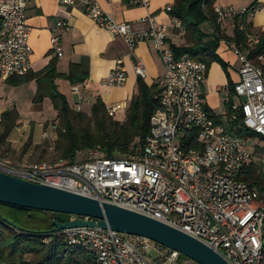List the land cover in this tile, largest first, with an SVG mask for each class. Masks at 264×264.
Returning a JSON list of instances; mask_svg holds the SVG:
<instances>
[{
	"label": "built area",
	"instance_id": "obj_1",
	"mask_svg": "<svg viewBox=\"0 0 264 264\" xmlns=\"http://www.w3.org/2000/svg\"><path fill=\"white\" fill-rule=\"evenodd\" d=\"M30 1L0 0V76L4 79L31 72V29L26 15ZM58 1L64 6L82 7L98 27L131 49L141 42L153 43L165 67L156 97L159 107L151 118L148 137L136 143L129 157L108 158L98 146L77 152L75 163L14 164L0 158V171L161 221L206 244L229 264H264V201L257 187L241 180L246 169L257 163L244 141L204 108L202 86L207 66L187 55L176 58L168 28L159 26L155 16L142 21L148 25L146 29L137 30L131 23L117 22L93 0ZM128 2L148 8L151 0ZM166 11L170 13L172 7ZM215 13L224 30L226 20L252 18L255 10L215 8ZM173 27L183 34L180 21L174 19ZM57 28L68 26L58 22ZM240 30L246 31L245 26ZM246 38L249 48L261 42L260 35L247 33ZM51 42L61 57L60 39L54 36ZM229 46L240 62L236 97L246 98L233 110L241 113L246 129L264 138V52L255 62L249 49L241 50L235 43ZM135 72L142 79L146 76L141 62ZM126 80L125 70L116 67L104 86L121 87ZM120 110L122 106L117 105L108 114L115 118ZM220 118L229 121L226 111ZM261 164L264 169V158ZM54 235L63 236L71 252L92 255L96 264H196L148 239L111 230L76 228Z\"/></svg>",
	"mask_w": 264,
	"mask_h": 264
},
{
	"label": "crops",
	"instance_id": "obj_2",
	"mask_svg": "<svg viewBox=\"0 0 264 264\" xmlns=\"http://www.w3.org/2000/svg\"><path fill=\"white\" fill-rule=\"evenodd\" d=\"M93 1L117 22L131 23L137 30L146 29L148 25L142 21L155 16L159 26L168 28L171 45L183 43V35L173 27L174 19L166 11L168 7L174 6L175 0H151L148 8L131 6L128 0ZM230 7L238 11L254 9L253 17L244 19L246 25L251 26L249 33H264V0H217L216 8ZM26 15L31 29V72L40 73L53 61L56 62L58 73L61 75H68L71 66L79 68L81 83H71L61 78L56 81L58 91L67 97L72 109L77 110L80 107L81 112L90 114L96 99L101 98L107 110L117 105L122 106V110L114 119L124 122L130 102L137 92L140 77L135 68L139 62L146 70L143 79L145 84L149 87L158 86V90H161L160 81L165 75V67L152 42H141L131 49L122 39L98 27L86 16L82 7L64 6L58 0H31ZM58 22H64L68 29H58ZM224 24L225 29L222 31L232 37L235 19H228ZM204 32L212 34V26ZM54 36L60 39L61 57L53 50L51 40ZM217 54L227 65V70L219 63H213L208 68L202 86V97L204 108L212 117L221 120V114L227 112L229 88L234 87L240 79V62L229 43L222 42ZM116 67L125 70L126 83L121 87H105L106 78ZM6 80L0 76V119L3 113L15 109L20 121L19 126L7 138L6 145H2L0 150L6 156L9 153L18 154L28 140H31L32 144L26 155L44 144L47 145L46 148L49 145L54 146L57 140L58 112L54 110L51 100L45 99L39 106L34 104L37 92L35 81L22 87H11L6 84ZM236 98L235 96L233 99L234 105H238ZM23 111L27 115L26 118ZM9 149L11 152L7 153Z\"/></svg>",
	"mask_w": 264,
	"mask_h": 264
},
{
	"label": "trees",
	"instance_id": "obj_3",
	"mask_svg": "<svg viewBox=\"0 0 264 264\" xmlns=\"http://www.w3.org/2000/svg\"><path fill=\"white\" fill-rule=\"evenodd\" d=\"M217 0H175L170 16L181 22L183 26V43L171 45L176 58L185 55L196 62L204 63L209 68L213 63H219L224 70L227 65L217 52L222 42L235 43L241 50H250V58L257 62V57L264 52V33L261 42L254 48L247 45L246 34L251 26L246 25L244 18H235V28L232 37L227 36L220 28L219 19L215 13ZM212 25L213 33L204 32V27ZM244 25L246 31H241ZM78 69L70 67L68 75L58 73L56 62H51L40 73H28L22 77H12L5 82L11 87H22L33 81L37 84L34 104L39 105L45 99L52 102L58 112L57 140L54 151L59 160L75 163L76 153L93 150L101 146L108 158L129 157L138 141H144L150 133V121L159 107L156 99L158 86L149 87L139 78L137 92L127 109L126 120L119 122L110 117L106 105L97 98L91 113L86 114L72 109L67 97L58 91L56 81L65 79L71 83H81ZM235 86L229 88L227 104L228 122L215 119L217 123L226 125L231 133L242 141L259 139L263 142L256 153L264 158V138L246 129L243 117L239 111H234ZM235 117V119H233ZM20 117L15 109L3 113L0 119V147L6 145L11 132L19 126ZM31 140L22 148V154L28 152ZM41 147H47L44 144ZM41 147H36L39 149ZM11 152L10 149L7 153ZM241 180L260 191V199L264 201V169L262 164H252L241 177ZM8 220L16 228L5 223ZM69 221L64 215L29 210L0 203V264H96L92 255L77 254L68 250L63 236L53 233L55 222Z\"/></svg>",
	"mask_w": 264,
	"mask_h": 264
},
{
	"label": "water",
	"instance_id": "obj_4",
	"mask_svg": "<svg viewBox=\"0 0 264 264\" xmlns=\"http://www.w3.org/2000/svg\"><path fill=\"white\" fill-rule=\"evenodd\" d=\"M242 101L246 102V98ZM0 203L78 218L65 223L56 221L53 233L76 228H100L143 237L180 253L196 264H229L206 244L161 221L91 197L27 182L1 171ZM4 222L16 228L8 220Z\"/></svg>",
	"mask_w": 264,
	"mask_h": 264
},
{
	"label": "rangeland",
	"instance_id": "obj_5",
	"mask_svg": "<svg viewBox=\"0 0 264 264\" xmlns=\"http://www.w3.org/2000/svg\"><path fill=\"white\" fill-rule=\"evenodd\" d=\"M212 25H206L204 27L205 31H208L211 29ZM236 103L240 105L242 103L241 98H236ZM14 105V104H13ZM41 105V104H39ZM38 105V106H39ZM38 108V107H37ZM24 117L26 118L27 115L23 111ZM245 147L248 150L249 153L253 155L254 162L257 164H261V159L263 156L260 154H257L255 151L257 148H261L263 145V142H261L259 139H250L248 141H244ZM1 149V148H0ZM0 158L1 159H7L13 162L14 164H21V163H29V164H38V163H50V164H60L63 163V161L59 160V155L54 151V146L49 145L48 148L41 147L39 149H34L30 154H22V151L18 154H8L6 156L1 150H0ZM66 219L70 220H76L78 219L77 217L74 216H67L64 215Z\"/></svg>",
	"mask_w": 264,
	"mask_h": 264
}]
</instances>
